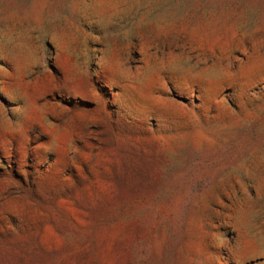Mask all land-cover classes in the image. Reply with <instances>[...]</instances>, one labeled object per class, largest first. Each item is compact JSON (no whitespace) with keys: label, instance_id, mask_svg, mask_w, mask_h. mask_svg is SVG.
Returning a JSON list of instances; mask_svg holds the SVG:
<instances>
[{"label":"rangeland","instance_id":"obj_1","mask_svg":"<svg viewBox=\"0 0 264 264\" xmlns=\"http://www.w3.org/2000/svg\"><path fill=\"white\" fill-rule=\"evenodd\" d=\"M0 264H264V0H0Z\"/></svg>","mask_w":264,"mask_h":264}]
</instances>
